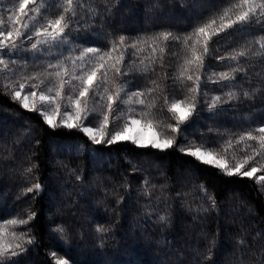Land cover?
I'll list each match as a JSON object with an SVG mask.
<instances>
[{"label":"trees","instance_id":"trees-1","mask_svg":"<svg viewBox=\"0 0 264 264\" xmlns=\"http://www.w3.org/2000/svg\"><path fill=\"white\" fill-rule=\"evenodd\" d=\"M0 1L3 15L19 5V0ZM238 2L77 0L75 16L69 14L65 52L69 43L77 52L89 47L111 52L108 64L121 52L124 57L121 74L109 68L107 79L102 74L96 81L90 100L95 110L85 123L99 127L107 114L111 132L130 115L151 121L175 137L164 151L130 141L94 143L79 129L50 127L39 111L12 100V90L0 80V222L35 214L27 224L12 225L16 238L6 245L22 244L25 251L0 264H57L58 259L68 264H264V181L226 175L179 150L201 146L231 164L252 156L245 170L258 167L257 175L264 176L258 141L239 140L248 132L259 135L256 130L264 127V23L237 25L214 36L199 71L185 64L193 59L190 45L195 43L194 38L186 46L185 38L214 17L213 27H219V16ZM36 4L38 23L49 27L47 21L62 14L64 0ZM229 19L235 15L223 22ZM164 32L179 39L154 40ZM196 47L201 54L203 37ZM23 58L30 66L42 64L33 55ZM221 73L233 78L220 79ZM197 75L194 94L189 89ZM118 88L123 91L116 99ZM136 92L144 95L135 97ZM109 95L115 101L112 113L107 112ZM193 96L192 116L178 124L170 104H190ZM214 97L220 100L210 107Z\"/></svg>","mask_w":264,"mask_h":264},{"label":"snow or ice","instance_id":"snow-or-ice-1","mask_svg":"<svg viewBox=\"0 0 264 264\" xmlns=\"http://www.w3.org/2000/svg\"><path fill=\"white\" fill-rule=\"evenodd\" d=\"M32 3L33 8L30 10L32 12V16H29L30 20H34L36 16L39 15V8H37L36 0H19L18 5V13L23 15H28V13L25 11L26 6ZM42 6V5H41ZM77 0H64V5L62 8V14L59 15L54 20H48L47 25L49 27H43L41 29H37L33 35L40 37L42 36V39H38L36 43H32L31 47L33 50L38 48V45L40 44H47L49 42H55L57 40H60L63 38L66 29L69 28L70 20H69V14L72 16H75L76 9L78 7ZM11 11V10H10ZM230 15H235V19H229L227 23H224L225 17H229ZM219 19L221 21L219 27L214 28L213 25L216 24V18L210 19L207 23L203 24L202 26L196 27L188 37L185 38L184 43L186 46H189V42L193 41L195 38V43L190 45V50L193 56L192 60H186V65L195 64L196 70L199 71L200 68L203 67L204 64V57L209 53V42L212 40L214 36L219 35L220 33L226 32L228 29H232L237 25L248 27L251 26L253 21H256L257 23H264V0H239L238 3H234L231 8L225 9L223 13L219 16ZM13 20L12 16L8 17V21L11 22ZM4 22L0 20V50L9 49V50H15L17 49V38H20L23 36L24 31L28 30L31 25L29 23H24L22 27H16L15 24H12L11 30L5 32L3 29ZM51 28V30H49ZM200 37H203V51L201 54H197V47L196 44L200 43ZM31 39V37H29ZM155 39H162L163 41H168L169 39H179V37H173L172 33L164 32L159 34L158 37ZM125 41L124 36L119 37V43L123 44ZM117 45L114 43L112 50H116ZM132 47H136L135 44L132 45ZM260 47L261 49H264V38L260 41ZM156 49L154 48L153 51ZM165 51L164 48H160V52L163 53ZM89 54H92V58H94V67L92 70L85 75L87 78L85 79L84 75L74 77L77 80L81 81V88L79 91V96L76 98L75 101H73V98L71 96L67 97L68 104L63 105L64 111H63V117L60 119L59 123L55 121L54 116L49 115L48 111L41 110V108L37 105V99L39 100L40 105H55V108L53 111L56 114L60 113L62 105L58 102V98L62 95V90L65 86V82L63 81V78L61 76L60 72L56 73V76L59 80L58 87L55 90V95H52L53 92L52 88L47 89L48 95L45 94L44 91H41L39 93V96L37 97V92L35 89L39 88V85H30L26 86L25 83H19L17 90V85H8L7 87H10L12 89L11 91V98L14 101H17L20 103V105L28 109L30 111H39L40 114L43 116L44 121L53 128L56 127H67L69 129H79L83 133H85L94 143H102L106 142L107 144H113L117 142H124V141H130L135 145L141 146V147H152L159 149L161 151H164L168 148H171L175 140L174 139H161L159 138V135L156 133H153V136L151 139H148L145 136V128L152 127L151 121H149L146 125H141V121L134 119L131 115L128 117L127 120L124 121L123 126L120 127L118 130H115L110 133V138L105 139L106 136L109 135L108 133V126H109V115L105 114L103 115L102 122H100L99 127L97 128H91V127H85L83 126V121L88 120V117L90 115L89 110L87 108V104L85 103L84 106H81V99L87 97L89 89L92 87L94 80L96 79V73L98 69H104V76L103 78L107 79V71L109 68L114 69L115 73L121 74V69L118 67V65L123 61V52H121V55L115 59L114 63L105 64V57H110L111 52H101L100 49L97 48H85L81 51L80 56L77 58L81 61H83L86 57H89ZM239 55L243 56L245 55L244 52H240ZM0 65H3L5 69L8 68V62L0 58ZM51 66V65H50ZM64 75H67V71L65 70ZM181 76H184V71L181 72ZM220 79H232L228 73H221ZM32 79V78H29ZM188 80H192L193 77L191 75L187 76ZM199 81L200 77L197 75L195 77V86L190 88L189 91L191 93H197L199 90ZM43 81H41V84ZM22 91H25L26 94L22 95ZM123 91L122 88H118L116 92V99H119L120 92ZM149 91H152L151 89ZM105 92H107V89H105ZM135 97H141L144 94L140 92H136L132 94ZM229 98H233L235 94L229 93ZM245 96L248 95V93H244ZM108 104H107V112L112 113L114 111V98L113 96L109 95L107 97ZM131 100V97L129 98ZM220 100V97H214L213 102L210 105V107H215L216 103ZM129 101H124V103H128ZM138 104H144L145 101L143 99H137L135 101ZM167 103V101H166ZM183 101H174L170 104L168 110L169 112L173 113L175 116V119L178 124H182L185 121H187L193 114L196 103H195V96H193V102L190 104H187L184 110H181V105L183 104ZM74 105L75 108V115L73 116L72 112L69 111L70 108H72ZM123 115V113H121ZM142 115H148V113H142ZM119 119V117H117ZM89 123L91 121L89 120ZM137 125H141V127L137 128ZM171 130L173 132H176L178 129L175 127H172L169 125ZM259 135H253L252 132H248L245 135L240 136V141L248 140H254L258 141L259 147L261 150H264V127H261L256 130ZM99 137V138H98ZM231 146V142H229V147ZM195 148V150H193ZM193 148L185 149L183 147L179 148L181 152H186V154L191 155L192 157L199 160L201 163L209 164L214 167H217L221 169L226 175L232 176V175H240L242 177H253L255 173H257L258 169L253 167L249 171H242L244 166L251 160L253 157L249 156L247 159L241 161L235 162L234 166H230L228 163V160L224 158H217V155L209 152V151H201L200 147L193 146ZM233 160H235V157H233ZM30 171V170H29ZM258 181H264V176H260L257 178ZM40 184H35L33 188L40 189ZM33 188H28V192H32ZM34 213L30 214L27 219H20V220H11L8 222V224H27L30 220L34 218ZM161 220H164V217L160 218ZM6 227V226H5ZM13 238L15 237V234H13ZM28 243H33L31 239L28 240ZM241 246L244 244L243 240H240L237 242ZM25 248L22 244H17L15 246H4L0 247V259H5L7 256H17L20 253L24 252ZM57 264H68V261L66 260H57Z\"/></svg>","mask_w":264,"mask_h":264},{"label":"rangeland","instance_id":"rangeland-1","mask_svg":"<svg viewBox=\"0 0 264 264\" xmlns=\"http://www.w3.org/2000/svg\"><path fill=\"white\" fill-rule=\"evenodd\" d=\"M37 1L38 0H36V3ZM3 6L4 4L0 1V8H2ZM32 8H33L32 3H29L26 6L25 11L28 13V15L19 14L18 6H16L15 8H11V11H9V13H4V15L0 13V20L4 22L3 29L5 32L11 30L12 24H15L16 27H22L24 23H29L31 25V27L28 30L24 31L23 36L17 38V45H18L17 49L0 50V58L5 59L9 65L7 69H5L3 65H0V80L4 81V83L7 86L17 85V90H19L18 88L19 83H25L26 86L39 85V88L35 89L37 92V97L39 96V93L41 91H44L45 94L48 95L49 93L47 92V89L49 88L53 89V92L51 94L55 95V90L59 84V80L56 76V73L60 72L63 81L65 82V86L62 90V95L60 98H58V102L62 105L60 113L56 114L53 111L55 105H51V106L46 104L40 105L39 100L37 99L38 107L41 108V110L48 111L49 115L54 116L55 121L59 123L60 119L63 117V111H64L63 105L68 104L67 97L71 96L73 98V101H75L76 98L79 96L81 81L75 79L74 77L84 75L86 79L87 76L85 74L90 72L92 68L95 66L94 58H92V54H89V57H86L83 61L77 59L80 56V53L83 49L80 50V52H77L75 48H73L69 43L67 44V48L65 47L67 51L65 52L64 51V46L66 42L64 40L65 36H63L62 39L57 40L55 42L40 44L38 45L37 49L33 50L31 47L32 43H36L38 39L43 38L42 36L37 37L33 35V33L37 29L42 30L44 26L38 23L37 16L35 17L34 20L29 19V16L33 15L32 12L30 11ZM9 16L13 17V20L11 22L8 21ZM49 30H51V28H49ZM29 37H31V39H29ZM89 48H94V47H89ZM28 55H33L34 57H37L38 60L42 61V64H40L39 66L28 65V63L25 62L26 60L23 58ZM105 64H108V59L106 58H105ZM65 70L67 71V75H64ZM102 74L104 75V69H98L96 73V79L94 80L92 87L89 89L87 97L80 98L81 106L83 107L84 104L86 103L90 114L95 110V105H93L90 102V100L92 99L93 90L94 87L96 86V81L102 78ZM41 81H43L42 84ZM21 94L24 95L26 93L25 91H22ZM186 105L187 103H183L181 105V110H184ZM69 111L72 112L73 116L75 115L74 105L72 108L69 109ZM133 118L141 121V125H146L148 123L147 121H144L139 117H133ZM87 121L88 120L83 121V126L97 128L96 126L93 127L91 125L86 124L85 122ZM141 125H137L136 127L139 128L141 127ZM111 132L110 129H108L109 136ZM153 133L158 134L159 138L161 139L169 138L175 140V137L173 135L171 136V134L159 131V129H157L153 124L152 127L145 128V136L148 139L152 138ZM193 146L200 147L201 151L212 152L217 155V158L222 157L226 159L224 156L219 155L217 152L201 146L192 145L188 148H193ZM193 150H195V148H193ZM228 163L230 166L235 165V162H233L232 164L230 162ZM251 168H248V170H245V168L243 169L244 171H249ZM255 168H257L258 171L254 175H256L257 177L263 176L260 174L257 175L259 172V168L258 167ZM13 234L14 232L12 230V224H8V222L5 223L0 222V243L2 246L3 245L6 246L8 242L12 240L11 236H13ZM58 260H65V259H58Z\"/></svg>","mask_w":264,"mask_h":264}]
</instances>
